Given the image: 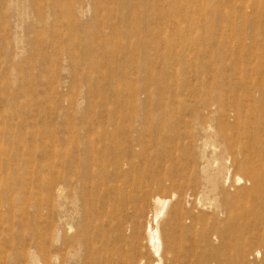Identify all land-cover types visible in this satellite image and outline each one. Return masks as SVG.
Listing matches in <instances>:
<instances>
[{"label": "rangeland", "instance_id": "1", "mask_svg": "<svg viewBox=\"0 0 264 264\" xmlns=\"http://www.w3.org/2000/svg\"><path fill=\"white\" fill-rule=\"evenodd\" d=\"M251 1L0 0V264H49L54 249L49 240L50 152L66 144L68 125L81 128L82 116L97 120L87 129L89 136L98 126L112 132L117 122L126 131L124 116L133 110L143 115L167 110L162 121L172 126L178 116L183 125L194 112L212 107L210 122H234L237 98L239 107L247 102L240 101L241 92L253 82L264 85V12L246 25L239 19L238 10ZM226 9L230 12L223 17ZM189 129L195 132L180 129L186 135L181 143L189 141ZM244 142L238 139V144ZM161 157L153 152L141 159L139 177L154 173ZM179 160L175 163L186 161L185 167L175 164L170 172L161 167L160 180L149 178L141 189L128 187L133 174L114 178L107 185L116 189L126 179L119 190L122 197L115 200L105 185L94 190L85 207L78 201L66 205L67 236L88 227L93 250L87 255L75 244L63 249L60 235L55 264H168L169 257L161 255L159 262L145 245L144 226L153 197L175 195L158 223L162 239L176 243L175 264H264L255 236L249 234L247 241L222 238L226 229L238 234L246 224L248 233L255 232L261 228L255 218L264 216V207L254 209L259 199L246 196L252 182L239 167L240 155L235 160L228 156L227 166L233 169L232 178L242 176L244 183L233 186L231 180L214 192L205 190L206 173L195 165L198 150L186 149ZM255 165L264 178V156ZM165 172L170 179L162 176ZM224 193L241 201L239 208L218 210L215 203ZM174 204L182 210L179 224L169 217ZM117 223L124 234L121 241ZM238 248L244 249L239 257L234 256Z\"/></svg>", "mask_w": 264, "mask_h": 264}, {"label": "bare ground", "instance_id": "2", "mask_svg": "<svg viewBox=\"0 0 264 264\" xmlns=\"http://www.w3.org/2000/svg\"><path fill=\"white\" fill-rule=\"evenodd\" d=\"M216 8L218 14L222 15L221 7L216 5ZM247 8L250 10L249 13L246 11ZM238 11L241 24L246 25L249 22L247 19L250 17H261V14L264 12V0H252L248 6L242 7ZM229 12L230 11L226 9L223 12V17H226ZM261 26L264 28V20L261 21ZM232 27L234 29L236 26L232 25ZM259 36V31H256L254 37L259 38ZM237 39H241V37H237ZM250 87L251 88L247 91L244 90L239 95L240 101L247 100L246 104L242 102L241 107H239L237 98V106L232 110L234 122H231L230 125L223 123L222 120H219L215 124L212 123V121L210 122L208 118L213 120L212 116L215 112V109H212V107L208 112L201 113L203 115L208 114V121L206 118H203V115L194 112L189 120H183V125H180V120L182 118L178 116L179 122L172 126H167L165 121H162L163 119H167L169 114L166 112L167 110H163L164 112L162 113H152L148 115H143L133 110L130 111L127 116H124L127 118V121H124L127 123V132L120 131L121 122H117L114 125L116 134L114 131L104 133L101 130H97L98 126L97 129L92 130L93 133L89 136L87 131L91 129L90 127L95 125L97 120L94 117H87V115L82 116L81 128L76 129L72 125H68L66 144L58 149L52 147L53 149L50 152V164L54 176L50 172L53 177L51 178V182H49L51 189L49 192V194L51 193V196L49 195L51 197V203L49 202L51 211V235H49V240L54 249L51 252L49 264H55L57 261L58 255L55 250V243L60 240V235L62 237V242L60 244L63 249L75 244L79 246L80 249L83 248V250L87 252V255L92 254L93 240L92 236H90L87 231V226L86 229L75 235L67 236L68 231H70L68 229L71 227L68 225L69 212L66 205H75L78 201L83 203L85 207V204H89L95 189L100 190L103 186L109 184L114 178L119 176L126 178L129 174H133L134 176L131 182L128 183V187L134 190L138 188L141 189L145 187L144 185L149 178L160 180L158 177L161 176V167L165 166V171L168 172H170L169 168L175 164L179 169L185 167L186 163L184 162L186 161L180 160L183 157L184 151L190 147L198 150V161L196 163H189L188 165L190 166L195 163L196 166H201L200 168L206 173L205 190L213 192L217 190L222 191L221 187H224L231 180L233 186L244 183L242 176L233 175L232 178L231 171L233 169L231 168L232 170H230V167L227 166L228 156H232L235 160L236 156L240 155L241 162L239 167L247 177L246 179L252 182L250 187L245 191L246 196L254 197L256 200L259 199L254 208L256 211L263 208L264 178L262 177L263 175H260V169L255 163L264 156V85H260L259 83L254 84L253 82ZM249 90L252 92L248 93ZM244 106L246 109L242 112ZM182 127L184 129L190 127L195 130V132L192 133L189 129L187 133L189 141L186 143L180 142V138L186 136L183 132H179ZM125 134H131L132 136L128 139L119 141ZM242 138L245 139V142L238 144V139ZM131 145H136L138 150L130 149ZM164 145H166V148L163 147ZM153 152L162 153V157L157 163L158 167L155 166L153 168L154 173L149 174L146 179H142L139 177V173L142 174V166L140 165L141 159L149 158ZM176 159H180V162L175 163ZM162 176L166 177V179L171 178L166 172ZM125 182L126 179L122 182L123 185L120 187L121 189H116L112 185H107V189L110 193L109 195H111L110 200H115V198L119 196L122 197L121 193L123 191L119 193V190H122ZM147 186L148 185H146V187ZM174 197L176 198V195ZM174 197L161 198L154 196L151 203V214L147 216L144 226L145 245L152 250L154 256L158 258L161 255L165 258L169 257L167 261L168 264H175L176 243L170 239H162L158 223L167 216L168 205L171 204L170 202L174 200ZM232 199L233 197L231 195L224 193L221 197V201L215 203L216 208L218 210L221 206L227 209L232 206H235L236 209L239 208V204L242 202H233ZM216 200L217 199H215V201ZM56 209H58L56 217L59 223L58 226L54 218ZM204 210L206 211V209ZM84 212H86V224H89L91 220L89 211L85 209ZM234 215H231V219L234 218ZM181 216L182 210L180 206L174 204L169 213L170 219L179 224ZM197 220L202 221L203 217L200 216ZM255 222L261 225V228H258L255 232L248 233L246 230H249V225L246 224L243 226L244 230L238 234L231 233L226 229L222 234V238H239L240 240L244 239L247 241V236L251 234L255 236L256 242L264 250V216H257ZM115 229L119 232L117 241L123 240L124 234L122 233L119 223H117ZM196 241L197 240L193 243L194 246L197 245ZM234 252V256L239 257L244 252V249L238 248ZM257 254L259 255V252H257ZM161 261V258H159V262ZM126 264L128 263L126 262Z\"/></svg>", "mask_w": 264, "mask_h": 264}]
</instances>
